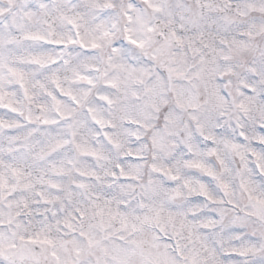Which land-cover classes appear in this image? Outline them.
I'll use <instances>...</instances> for the list:
<instances>
[{
	"label": "snow or ice",
	"instance_id": "1",
	"mask_svg": "<svg viewBox=\"0 0 264 264\" xmlns=\"http://www.w3.org/2000/svg\"><path fill=\"white\" fill-rule=\"evenodd\" d=\"M0 264H264V0H0Z\"/></svg>",
	"mask_w": 264,
	"mask_h": 264
}]
</instances>
